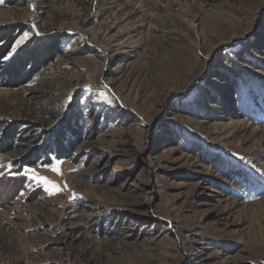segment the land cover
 Segmentation results:
<instances>
[{
    "label": "rangeland",
    "instance_id": "obj_1",
    "mask_svg": "<svg viewBox=\"0 0 264 264\" xmlns=\"http://www.w3.org/2000/svg\"><path fill=\"white\" fill-rule=\"evenodd\" d=\"M5 29L2 63L61 49L0 67V264H264V0H0Z\"/></svg>",
    "mask_w": 264,
    "mask_h": 264
},
{
    "label": "trees",
    "instance_id": "obj_2",
    "mask_svg": "<svg viewBox=\"0 0 264 264\" xmlns=\"http://www.w3.org/2000/svg\"><path fill=\"white\" fill-rule=\"evenodd\" d=\"M12 30V29H11ZM3 30L0 33V67L3 68L5 80L15 82L14 78L18 76L17 80L25 81L30 78L32 74L37 73L49 62L53 61L56 54L60 51V39L57 37H48L45 39H35L27 43L21 50L16 52L12 58L6 63L2 60L10 54L11 45L15 40L14 32L18 29ZM5 62V61H4ZM5 64V65H4ZM73 122V121H72ZM78 124L77 121L75 122ZM71 121H67L65 131L55 136L50 142V146L46 153L45 164L51 162V158L63 159L69 158L72 152L73 143L70 141L68 146L64 145L63 138H80L78 128Z\"/></svg>",
    "mask_w": 264,
    "mask_h": 264
},
{
    "label": "snow or ice",
    "instance_id": "obj_3",
    "mask_svg": "<svg viewBox=\"0 0 264 264\" xmlns=\"http://www.w3.org/2000/svg\"><path fill=\"white\" fill-rule=\"evenodd\" d=\"M8 57H5V59H7ZM26 171H31V170H26ZM52 171L53 172H55L57 175H59L60 173H59V169H58V166H54L53 168H52ZM31 179H35V180H37L38 182H40V183H43L44 185H46V186H48L52 191H58L59 189H58V187H57V185H55L54 183H52L51 181H48L46 178H43V177H38V176H36V175H32L31 177H30Z\"/></svg>",
    "mask_w": 264,
    "mask_h": 264
}]
</instances>
